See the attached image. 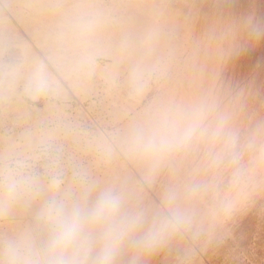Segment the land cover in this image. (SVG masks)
Wrapping results in <instances>:
<instances>
[{
  "label": "bare ground",
  "instance_id": "obj_1",
  "mask_svg": "<svg viewBox=\"0 0 264 264\" xmlns=\"http://www.w3.org/2000/svg\"><path fill=\"white\" fill-rule=\"evenodd\" d=\"M99 89L111 99L103 106L110 131L99 117L87 127ZM66 90L77 127L53 135L72 173L62 183L29 176L0 216V245L24 233L41 243L44 231L34 234L33 225L46 201L91 206L112 188L123 196L122 213L143 220L114 264H264V0H0V110L41 113L56 107L52 96L68 101ZM163 118L198 120L197 136L159 158L133 153L132 130ZM25 135L36 164L46 138ZM173 214L180 223L156 251L133 246Z\"/></svg>",
  "mask_w": 264,
  "mask_h": 264
},
{
  "label": "clouds",
  "instance_id": "obj_2",
  "mask_svg": "<svg viewBox=\"0 0 264 264\" xmlns=\"http://www.w3.org/2000/svg\"><path fill=\"white\" fill-rule=\"evenodd\" d=\"M253 31L258 35L260 30ZM199 127L198 120L181 125L163 118L153 127L134 128L129 148L146 158H159L187 146L197 136ZM27 183L26 178L12 174L6 177L0 216L9 213ZM51 187L58 189L59 182ZM123 206L122 194L112 188L101 190L91 206L52 198L37 215L46 227V238L39 244L29 233L7 239L0 245V264H114L121 247L143 223L139 213H122ZM179 223V216L173 214L132 240L133 246L152 253L161 246L165 233Z\"/></svg>",
  "mask_w": 264,
  "mask_h": 264
},
{
  "label": "rangeland",
  "instance_id": "obj_3",
  "mask_svg": "<svg viewBox=\"0 0 264 264\" xmlns=\"http://www.w3.org/2000/svg\"><path fill=\"white\" fill-rule=\"evenodd\" d=\"M102 58L101 57H98V59H97V61L98 62H100V63H102ZM19 66H20V69H23L24 68V65H22V62H20L19 63ZM155 78V75H154V77L152 78V79H154ZM155 82V79L154 80H152V83H153V85H154V82ZM102 86V85H101ZM102 89H99L97 92H98V98L97 99H94V105H93V107H92V109L90 110L91 111V115H93V119H90V120H88V125H87V127H88V130L89 129H91V130H93V128L95 127H97V125H94V124H96V123H94L95 121L96 122H98V120H97V118L99 117V118H103V120H104V128H106V129H109V131L111 130V128L113 127V123H112V114L110 113V110L109 109H107V110H104L103 111V106H105V105H108L109 103H110V101H111V99L110 98H104L103 97V95H102V91H101ZM67 91V95L69 96V95H72V97L70 96V98L68 99V101H64V103H60L61 101H59L58 100V98L57 99H55L54 98V96H52L51 97V106H54V105H56V107L55 108H46V110L45 111H43V112H37V113H32V112H30V113H28L29 115H22L20 112H23V111H21V109H17V110H15L16 111V115L15 114H13V113H15V111L13 112V111H11V112H9L10 113V115L7 113H3L1 110H0V134H2L1 135V137H3L2 139V141H1V143H0V146L2 147H0V152H1V150H2V152H4L5 153V151H6V153H5V156L4 157H2L3 155H0V188H3V185H4V183H5V180H6V177L8 176V171L6 172V170L8 169V170H10L12 173V175H15V176H17L18 178H26L27 179V181H28V183L24 186V187H27L28 185H30V183H29V178L31 177V176H37L38 175V173L39 174H41V175H43V176H45L46 178V180H48L47 181V183H49L50 182V180L51 179H53L54 177L58 180V181H60V183H62L63 181H64V174H69V175H71V169L68 167L69 165H67L68 163H66L65 162V159H66V155H65V151L64 150H62L59 146H58V143L60 144V140H55L56 138L54 137L55 135H53V134H55V133H57L58 131L57 130H59L61 127H63L64 125H66V124H70V126H71V130H73V129H75L74 127H77V125H75V123H74V121H75V119H76V114H77V112H76V109H77V103H76V100H75V98H74V96H73V94L71 93V92H69L68 90H66ZM70 93V94H69ZM56 102V103H55ZM58 102V103H57ZM66 103V104H65ZM89 104V102H85L84 103V105L87 107V108H89L90 106L88 105ZM61 105V106H60ZM33 106H35V105H33ZM36 106H38L40 109H42L43 108V101L41 100L38 104H36ZM63 106H66V107H64L63 108ZM62 109V110H64V112L63 111H61V110H59V109ZM47 109H49V111H51V112H47ZM50 109H52V110H50ZM18 111H20L19 113H18ZM40 111V110H39ZM59 111H61V113L59 112ZM23 113H27V112H23ZM63 113V114H62ZM67 114V115H65V114ZM5 114V115H4ZM12 114V115H11ZM32 114V115H31ZM35 114V115H34ZM37 114H39V115H37ZM46 114V115H45ZM2 115V116H1ZM8 115V116H7ZM23 117V119L21 118L20 119V117L21 116ZM28 116V117H27ZM32 116V117H31ZM52 116V117H51ZM7 117V118H6ZM12 117V118H11ZM19 117V118H18ZM31 119H30V118ZM34 117V118H33ZM38 117V118H37ZM7 120H6V119ZM41 118H43V119H41ZM96 120H95V119ZM10 119V120H9ZM15 119V120H14ZM33 119V120H32ZM35 119V120H34ZM5 120V121H4ZM9 120V121H8ZM21 120V121H20ZM30 120V122H28ZM93 120V121H92ZM19 121H20V123H19ZM79 121H81L82 123V125H83V127H85V124H84V121L82 120V119H79ZM3 122H5L4 124H3ZM26 123V126H25V123ZM52 122V123H51ZM29 123V124H28ZM32 123V124H31ZM72 123V124H71ZM92 123V124H91ZM42 124V125H41ZM5 125V126H4ZM22 125V126H21ZM73 125V126H72ZM75 125V126H74ZM47 126V127H46ZM21 127V128H20ZM36 127V128H35ZM39 127V128H38ZM2 128V129H1ZM17 128V129H16ZM24 128V129H23ZM50 128V129H49ZM55 128V129H54ZM73 128V129H72ZM31 131L30 132V134H29V130ZM28 130V131H27ZM35 130H36V132H35ZM50 130V131H49ZM52 130V131H51ZM90 130V131H91ZM23 131V133H21ZM33 131H34V133H33ZM40 131V132H39ZM52 132H54V133H52ZM70 132V131H69ZM92 132V131H91ZM47 133H49V135H48V137H47ZM18 136H17V135ZM25 135V134H28L27 135V137L29 136V135H31V134H35L34 136L36 137H40L42 140H43V138H46V140H44L43 142H42V144L43 143H52L53 144V147L51 146L50 147V145L49 144H44V145H42L41 143H40V148L39 149H44L43 151H42V156H41V158H40V161L38 162V163H34L33 162V160L32 159H30V149L29 148H24V147H28V145L27 144H29V141H28V139H26L25 140V138H26V135H25V138H24V136L23 135ZM14 135V136H13ZM22 135V136H21ZM45 135H46V137H45ZM50 135L52 136V139H54V140H51L50 138ZM60 135H61V138H62V136H63V133L62 132H60ZM12 139H11V138ZM14 137V138H13ZM36 137V138H37ZM6 138V139H5ZM29 139L30 138H32V140L30 141V142H32V141H34L35 139H33L34 137H32V136H29L28 137ZM37 138V139H38ZM39 138V139H40ZM9 139H11V140H9ZM48 139V140H47ZM6 140L7 141H9L10 143H11V145L13 144V148H11V145H10V143H9V146H8V142H6ZM26 141V142H25ZM49 141V142H48ZM52 141V142H51ZM58 141V143H56ZM60 141V142H59ZM15 142V143H14ZM21 142V143H20ZM25 142V144L27 145H23V143ZM63 144H64V146L66 147V142H62ZM5 145H7V146H5ZM21 146H23V149L25 150H23L22 149V147ZM56 146V147H55ZM10 148L9 150L7 149V148ZM6 150H5V149ZM14 148H15V150H14ZM4 150V151H3ZM12 151V153H11V151ZM61 150V151H60ZM23 151V152H22ZM46 151V152H45ZM10 152V153H9ZM25 152V153H24ZM63 152V153H62ZM9 153V154H8ZM48 155V156H47ZM8 156V157H7ZM63 156V157H62ZM2 158L4 159V160H2ZM63 159V160H60V159ZM62 163H61V162ZM57 162H60V163H57ZM15 163V164H14ZM17 163H19V164H17ZM31 163V164H30ZM53 164V165H52ZM4 165V166H3ZM55 165V166H54ZM59 165H61V166H59ZM64 167V168H63ZM2 168V169H1ZM3 168H4V170H3ZM62 168V169H61ZM69 168V169H68ZM6 169V170H5ZM34 169V170H33ZM61 169V170H60ZM33 170V171H32ZM66 171V172H65ZM45 172V173H44ZM36 173V174H35ZM61 173V174H60ZM77 174V175H76ZM76 174H75V179H77V177H78V175H79V173H78V170H76ZM30 176V177H29ZM32 178V177H31ZM51 178V179H50ZM37 222V221H36ZM37 223L40 225V226H37ZM36 223V225H33L34 227H33V229H34V234H36V229H37V231H38V228L40 227L41 229H42V231H44L43 232V234H45V236H47V230H46V227H45V225L44 224H40L41 222L40 221H38ZM35 224V223H34ZM44 226V227H41V226ZM44 228V229H43ZM46 230V231H45ZM46 232V233H45ZM42 234V235H43ZM44 235L42 236V238H46Z\"/></svg>",
  "mask_w": 264,
  "mask_h": 264
}]
</instances>
